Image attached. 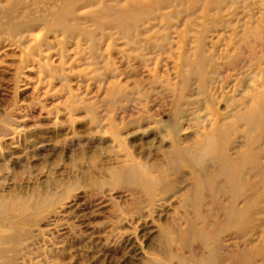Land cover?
<instances>
[{"label": "rangeland", "instance_id": "rangeland-1", "mask_svg": "<svg viewBox=\"0 0 264 264\" xmlns=\"http://www.w3.org/2000/svg\"><path fill=\"white\" fill-rule=\"evenodd\" d=\"M264 0H0V264H264Z\"/></svg>", "mask_w": 264, "mask_h": 264}, {"label": "bare ground", "instance_id": "bare-ground-1", "mask_svg": "<svg viewBox=\"0 0 264 264\" xmlns=\"http://www.w3.org/2000/svg\"><path fill=\"white\" fill-rule=\"evenodd\" d=\"M260 84L262 85V90L259 91L260 94L254 98L255 107H264V73L261 74Z\"/></svg>", "mask_w": 264, "mask_h": 264}]
</instances>
